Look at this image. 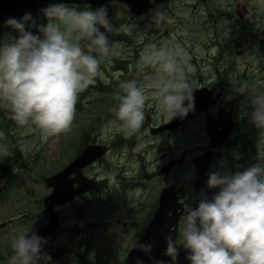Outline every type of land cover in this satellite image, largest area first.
<instances>
[{
	"label": "clouds",
	"instance_id": "9594fccd",
	"mask_svg": "<svg viewBox=\"0 0 264 264\" xmlns=\"http://www.w3.org/2000/svg\"><path fill=\"white\" fill-rule=\"evenodd\" d=\"M255 2L264 9V0ZM41 12L46 24H37L30 12L4 21L16 34L9 32L0 39V110L19 128L39 131L47 138L71 131L82 93L98 80L110 83L103 68L110 62L114 42L107 33L118 31L105 7L81 9L60 2ZM151 23L161 31L172 19L163 6H157L151 10ZM146 35L141 33V43ZM191 60L175 37L144 43L130 66L137 76L119 82L110 109L113 119L102 125L101 138L121 135L139 142L147 113L165 123L186 117L194 109L197 89ZM233 93L245 96L243 114L264 139V83L233 85ZM4 151L0 145V153ZM235 158H240L239 153ZM110 162L116 168L115 161ZM237 167L234 172L210 171L207 188L216 191L210 198L200 194L198 206L185 199L178 233L164 236L167 246L161 256L170 259H156L155 244L137 239L132 247L143 256H137L135 264H145L144 257L153 264H177L181 249L188 264H264V157L259 154L257 163ZM108 184L118 186L115 181ZM46 243L33 226L15 228L9 238L8 264H54L43 250ZM90 259H95L94 253Z\"/></svg>",
	"mask_w": 264,
	"mask_h": 264
},
{
	"label": "rangeland",
	"instance_id": "374dc122",
	"mask_svg": "<svg viewBox=\"0 0 264 264\" xmlns=\"http://www.w3.org/2000/svg\"><path fill=\"white\" fill-rule=\"evenodd\" d=\"M214 3L220 9V12L215 13L219 14V23L225 29L230 24V16L226 17L224 12L227 9L236 10L240 4H247L259 13L262 11L264 19V9L259 8L255 0H214ZM42 8H37V24L47 23L41 12ZM163 8L171 17L172 23L164 25L161 31L152 27L151 13L146 17H139L121 3L107 8L108 17L118 31V34L107 33L109 40L114 42L110 62L103 68L110 83L98 80L95 86L81 94L71 131L43 138L39 131H28L19 128L14 121L11 123L5 111L11 123V136H5L4 139L0 127V145L5 149L0 153V264H8V257L12 254L9 238L15 228L31 229L33 226L34 229L49 221L42 204L44 197L52 189L46 186L44 178L62 170L76 156L85 129L92 128L90 136L93 140L89 143L110 146V151L104 158L85 169L88 177L95 178L98 182L105 181L107 187L58 208L61 227L43 245V250L53 257L54 264H121L136 233L157 205L164 186L175 185L182 201L185 203L186 199L193 205L203 193L194 190L195 168L192 158L200 154L207 141L205 114L174 131L153 135L151 128L160 126L165 121L147 113L151 118V125L145 120V132L139 142L136 138L125 140L121 135H115L110 140L101 138L102 125L113 119L110 109L119 82L137 76L130 66L139 58L144 43L175 37V42L182 45L192 57L191 63L195 69L192 74L194 87L206 84L216 88L227 84L225 78L218 81L215 75L218 63L213 69L211 65L205 67L206 62L202 68L197 65V61L202 65V56H209L207 61L210 63L209 59L214 58L212 54L216 51L201 48L206 37L204 34H209L203 31L213 23L212 17L205 12L200 1L170 0ZM30 30L37 34V29ZM101 31H105L102 26ZM141 33H147L143 37L144 43L140 42ZM120 34L127 35L129 39ZM235 49L237 52L238 48ZM246 62L249 64L245 68L249 70L250 63L257 62V59L251 58ZM116 74H119L118 78ZM237 107L244 108L243 101H238ZM242 139L245 144L246 137L243 136ZM239 143L241 141H235L234 145L240 148V158L236 159L234 156L232 159L214 162L211 171L224 168L234 172L239 170L237 166L247 167L257 163L260 151L244 153V146ZM17 150L26 163L16 161L14 154ZM185 151H188V156L181 165L168 174L160 173L170 159L179 158ZM261 156L264 157L263 153ZM110 161H115L116 168ZM4 167L7 169L3 170ZM110 181H115L118 186H109ZM17 216L18 220L15 219ZM92 253L95 254L94 260L90 259ZM83 257L85 259L82 260Z\"/></svg>",
	"mask_w": 264,
	"mask_h": 264
},
{
	"label": "water",
	"instance_id": "95a60500",
	"mask_svg": "<svg viewBox=\"0 0 264 264\" xmlns=\"http://www.w3.org/2000/svg\"><path fill=\"white\" fill-rule=\"evenodd\" d=\"M169 0H0V15L6 16L24 11L35 4L66 3L68 5H91L99 6L109 2H121L126 4L133 14L137 16H148L151 9L157 6H164ZM204 3L207 0H200ZM194 109L183 119L175 118L167 124L158 128H153L152 133L156 134L165 130H173L183 126L197 115L207 112L212 107L217 98H214L213 91L207 87L197 88L194 92ZM150 122L149 116H147ZM208 125L206 132L209 137V144L206 151L193 158L196 169L195 191L205 190L209 198L216 191L207 188L208 170L217 151L221 149L229 140L232 130L238 125L233 122V114L227 110H222L220 117L216 120L207 117ZM108 152V147L102 144H91L87 146L80 155L72 160L62 171L46 177L45 182L52 191L44 197V213L48 214L50 221L45 225L35 229L39 236L46 238L58 231L61 225L57 207H63L74 202L77 198L92 192L96 189L97 181L85 175L84 169L104 157ZM187 153L180 159L168 162L161 169L162 174L169 173L176 164L183 162ZM71 177V178H69ZM180 200L177 188L174 185L165 186L160 193L159 202L154 211L152 219L147 224L143 234L139 238L141 242L154 243L153 256L156 259H170L162 257L161 252L166 248L165 234L178 233L182 216L184 215L183 205ZM198 206L197 203L194 207ZM143 256L142 253L131 247L122 264H135V258ZM145 264H153L152 261L144 257ZM177 264H188L184 260V253L181 249L177 258Z\"/></svg>",
	"mask_w": 264,
	"mask_h": 264
},
{
	"label": "flooded vegetation",
	"instance_id": "af4514ba",
	"mask_svg": "<svg viewBox=\"0 0 264 264\" xmlns=\"http://www.w3.org/2000/svg\"><path fill=\"white\" fill-rule=\"evenodd\" d=\"M213 4L215 5L214 0L201 3L202 7L206 10L205 12H208L212 17L211 21L213 23L207 26L206 31H203L209 34H204L206 37L203 39V46L201 48H208V51L215 49L216 51L212 54L214 58L209 59L211 60L210 63L207 61L209 56H202V65H200L199 61H197V65H199V68H202L206 62L207 65L205 64V67L211 65V69H213L215 64L218 63L215 75L218 81L221 78H225L227 81L225 83L227 84H223L222 87L217 86L216 88L206 84L200 86V88L207 87L209 90H212L214 98H217L216 103L205 115L206 119L210 116L217 120L220 117L221 111L226 109L233 113V120L238 122V125L232 130L227 143L215 154L214 162L232 159L236 153H239L240 148L234 145L235 141H241L239 145L242 144L244 146V153H256L258 150V152L260 151V155L261 153L264 155V139H261L260 131L249 122L247 115L243 114L244 108L237 107L238 101L244 102L245 96L233 93V85H241L253 81L264 83V19L262 11L261 13L256 11V9L254 11L247 4H238L239 7L236 10L235 8L233 10L227 9L224 15L226 17L230 16V24L225 29L219 23V14L215 13L216 11L220 12V9L216 8V5L214 6ZM235 48H238L237 52ZM251 58H256L257 62L250 63L251 69L246 70L245 65L249 64L246 61ZM201 76H204V74L201 73ZM226 95L233 98L227 99ZM243 136L246 137V140H249L248 146L244 144ZM208 142L207 136L206 144L203 146L200 154L206 150ZM185 152H187L188 156V151Z\"/></svg>",
	"mask_w": 264,
	"mask_h": 264
},
{
	"label": "trees",
	"instance_id": "16d2710c",
	"mask_svg": "<svg viewBox=\"0 0 264 264\" xmlns=\"http://www.w3.org/2000/svg\"><path fill=\"white\" fill-rule=\"evenodd\" d=\"M46 6H48V5H41V6H32V7H30V8H28V9H26L25 11H23V12H20V13H15V14H12V15H9V16H0V39L1 38H3L4 37V35L6 34V33H9V32H12L13 34H15V32H14V30L13 29H11V28H9V27H6L5 26V24H4V21L6 20V19H8L9 17H16V18H20V17H22L26 12H30V13H32V15H33V17L36 19V21L38 20V13H37V8L38 7H46ZM112 6H117V3H110V4H107V5H105V6H73V7H77V8H81V9H83V8H91V9H93V10H95V9H98V8H100V7H105L106 9L107 8H109V7H112ZM120 36H124L125 38H128V36L127 35H124V34H120ZM129 39V38H128ZM98 87V86H97ZM96 87V88H97ZM109 88V87H108ZM106 89V90H109V89ZM102 89H104V88H102ZM107 92H110V91H107ZM112 92V91H111ZM114 105V99H112V104H111V107ZM11 123H13V120L11 119ZM11 123H10V121L8 120V118L6 117V113H5V111L4 110H0V127H2V130H3V135H4V139H6V137L5 136H7V137H10L11 135H10V131H9V127L11 126ZM92 128H88V129H85V130H83V132H82V138L80 139L81 140V142H80V148L78 149V151L76 152V154H78L84 147H86L88 144H89V142H91L93 139L91 138V136H90V130H91ZM7 143H8V140H7ZM14 157H15V159H16V161H18L19 160V163L21 164V163H23V162H25L26 163V160H22V158H21V154H20V151L19 150H17L16 152H15V154H14ZM73 158V157H72ZM3 170H5L6 168L4 167V168H2ZM103 184L104 185H106V182H101L100 183V186H99V188H98V190L100 189H102L103 188ZM149 217H150V215H149ZM148 217V218H149ZM148 220V219H147ZM146 220V221H147ZM146 221H144V223L142 224V226H141V228H140V230L138 231V233H137V235H136V237H135V239L140 235V234H142V232H143V230H144V228H145V226H146ZM134 239V240H135ZM133 240V241H134ZM83 259H85V257H83L82 258V260Z\"/></svg>",
	"mask_w": 264,
	"mask_h": 264
}]
</instances>
